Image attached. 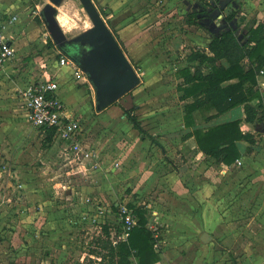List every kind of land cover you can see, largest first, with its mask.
I'll return each mask as SVG.
<instances>
[{
	"label": "crops",
	"instance_id": "1",
	"mask_svg": "<svg viewBox=\"0 0 264 264\" xmlns=\"http://www.w3.org/2000/svg\"><path fill=\"white\" fill-rule=\"evenodd\" d=\"M241 1L228 0L223 8L218 7L220 8L218 9L215 5L216 0H203V3H208L204 5V10L209 13L202 11V14L211 16L214 11L217 18L214 21L207 18L204 23L198 22L203 25L199 27L202 32L199 31L200 34L197 35L190 33L191 38L197 44L196 49L207 52L211 37L224 31L227 26H230V22L233 24L236 21L239 28L237 35L240 38L245 34L247 27L256 22H264V0ZM93 2L104 10L103 19L119 44L122 43L126 47L125 54L130 62L141 65V73L147 72L149 70L147 61L152 59L149 55L151 51L148 48L149 43H155L150 42L154 41L151 39V33L160 28L158 18L161 11L155 7V16H153L155 24L148 27V20L137 17L138 9L129 6L133 0H93ZM201 2L195 0L191 4V8L197 11L195 13L198 15H200L198 8L202 5ZM28 9L30 6L26 4V0H0V19L6 17L7 14L17 15V20L6 31L14 47V54L0 71V85L4 84V79L14 75V71L16 72L14 65H17V60L22 55L25 45L32 41L29 39V36H33L32 34H28L26 38L21 33L28 28L26 26L29 23H21L30 14ZM38 11H40L39 8ZM230 12H234L235 15L227 21L226 16ZM32 13L38 12L33 11ZM184 21L189 25L197 22V20L189 22L188 19ZM204 32H207V37ZM44 35L48 36L46 32ZM183 37H187L186 34L183 33ZM243 40L245 41L246 37ZM56 50L60 52L58 48ZM187 55L182 65L186 64ZM56 66L52 78L58 77L59 79L58 95L65 103L68 115L83 124L84 131L81 140L85 149L78 155L79 162H75L71 159L74 156L73 151L66 149V142L54 134L48 139L47 132L51 128H36L28 122L21 94H9L4 100L0 98V264H82L78 262V258L74 259V263L72 259L73 255L77 257L78 252H81L80 246L78 247L76 243L73 247L67 243V240L70 236L79 235V230L82 229L79 226L82 225L81 221L85 215L88 214L89 218L92 217L95 220L93 203L95 202V148L89 149L88 147L90 138L88 129H86V119L89 116L87 118L83 116L87 101L94 97V90L88 80L75 78L73 68L69 65L59 66L57 62ZM178 68L175 67L174 71ZM32 79L30 81L35 82ZM257 81L263 104L260 109V114H262L260 121L246 122L242 105L235 106L211 119H206V116L214 113V110H195L192 113V124L187 127L182 120L181 125L185 130L177 137L179 139L178 155L187 157V161L168 169L162 164H157L159 159H155V163L147 158L149 162H145V167L142 169L144 174L141 175L145 177L143 181L145 180L144 186L148 188V195L144 192H141V195L148 198V201H143V204L148 208L150 212L148 214H152V218L156 221L159 218L177 220L181 218L183 212L187 211L188 214L193 215H190L193 220L203 217L206 231L196 234V230L191 228L193 231L191 233L193 236L197 235L196 239L198 238L203 243V249L208 252L205 264H217L215 262L217 251L214 248L217 234H213L209 225L211 223L210 226L215 230L217 225H212L214 218L222 223L225 216L218 213L214 206L221 188L227 182L229 184L237 182L234 180L236 178L249 176L251 171L254 172L252 176L255 177L251 176L253 179L260 176L264 178V129L262 132L257 129L259 124H264V71L257 75ZM257 102L256 98L251 103L256 104ZM182 111L184 113L183 107ZM231 120H239L241 131L252 134L255 139L254 143L246 140L237 142L241 156L231 165L216 164L210 157L205 156L199 150L193 135L184 138L186 133L195 128L205 129L208 126ZM146 141L147 139L141 140L144 144L147 143ZM87 151L93 152L92 157L84 155ZM155 152L157 156L158 151ZM144 154L145 151L141 155ZM52 166H54L53 169ZM91 170L94 171L91 172ZM261 172L263 174H260ZM152 173H155L154 179L150 177ZM162 182H166L174 191L175 196H173L172 203H167L165 206V208L171 207L170 211H162L158 199L157 201L152 200V197L157 195V190L151 189L157 183ZM151 193L154 194L152 197ZM154 198L156 200V197ZM180 208L185 210L181 211ZM187 218L190 220V217ZM179 223L183 224L181 221ZM221 223L220 228L222 229L224 225ZM148 226L150 227V222ZM152 229L158 236L155 228ZM183 229L179 231L178 240L183 234H188L187 230ZM218 231L219 228H217ZM173 232L176 233V230ZM204 232L209 235L206 242L201 240ZM225 236L229 235H224L223 239L222 236L220 237L223 244L228 241V237ZM62 239L64 243L61 242L62 244L57 246V241ZM160 248V259L154 264H176L173 259L164 255L161 246ZM165 256L167 258H164Z\"/></svg>",
	"mask_w": 264,
	"mask_h": 264
},
{
	"label": "rangeland",
	"instance_id": "2",
	"mask_svg": "<svg viewBox=\"0 0 264 264\" xmlns=\"http://www.w3.org/2000/svg\"><path fill=\"white\" fill-rule=\"evenodd\" d=\"M48 1L26 0V4L30 6L28 9L30 14L21 23L29 24L26 26L28 28L21 33L26 38L28 34H32V37L29 36L32 41L23 48L17 65H14L16 70L14 75L3 80L6 86L3 83L0 85V98L3 100L9 94H22L31 84L32 78L34 81L46 80L52 78L53 72L56 71L59 53L38 11V8L41 10ZM193 1L195 2V0H133L132 4H129L138 9L137 17L148 20V27L155 24L153 16H155L156 7L158 11H161L158 18L160 28L151 33V39L154 41L150 42L155 43H149L148 47L151 50L149 55L152 57L147 61L149 70L141 73V65L131 62L140 77L139 84L104 110H96L94 97L86 103L87 107L83 116L86 118L89 116L86 119V129L90 138L88 147L95 148V202H93L95 220L92 217L89 218L88 214L85 215L81 221L82 225L79 226L82 228L79 230V235L68 238V244L75 247L77 243L81 250L77 257L72 256L73 263L75 258H78V262L82 264L87 263L90 258H97L92 250H96L99 238L104 237L102 230L104 224L111 228L110 239L111 237L114 240L119 239L120 232L116 228L121 225L119 217L121 206L127 208V203L140 206L144 205L143 201H148L147 197L141 195V192L148 195V188L144 186L145 180L143 181L145 177L141 175L144 174L142 169L145 167V162H155V159H159L158 165L162 164L171 169L187 161V157L178 155L179 139L177 137L185 130L181 125L184 120L182 107L184 108L185 102L180 99L181 92L177 89L179 79L174 68L185 63L184 59L190 49L197 48L190 33L200 34L199 27L203 25L198 22L204 23L207 18L214 21L217 18L214 11L211 16L202 14V11L207 12L204 10V5L208 4L203 3V0L202 2L196 0L202 5L198 8L200 15L195 13L197 11L191 8ZM219 3L220 0H216L217 8ZM33 11L38 13L31 14ZM56 15L68 38L91 25L79 0H62L57 6ZM63 18L70 21L68 26L61 22ZM185 19L197 20V22L189 25L184 21ZM44 32L48 36L45 37ZM183 33L187 37H183ZM204 34L207 37V32ZM120 45L125 52L124 44ZM137 46L139 48V45ZM130 111L136 115L142 132L139 133L127 118V112ZM257 127L258 131L262 132L264 124H259ZM145 139L147 143L144 144L141 140ZM144 151L146 156L141 155ZM253 173L251 171L247 177L234 179L237 182L231 184L227 182L215 199L214 206L218 213L225 215L222 223L217 218H214V221L211 220L214 222L212 225H217L215 227L219 228L218 232L217 228L214 230L210 226L211 223L209 225L213 234H217L214 247L217 251L215 258L217 264H264V178L260 176L253 179L252 177H255L252 176ZM154 174L150 175L152 179L155 178ZM206 177L210 178L208 175ZM151 190H157L156 196L152 193L150 196L154 195L153 201L158 199V203L162 206L161 210L170 211L171 207L165 208V206L167 203H172L175 196L172 188L166 182H162L157 183ZM188 208L192 210L191 207ZM180 210L185 209L180 208ZM188 213V211L183 212L181 218L177 220L159 218L158 221L151 217L152 214H148L150 227L155 228L159 239L158 244L162 247L164 255L173 259L174 263L205 264L208 252L203 249V243L196 239L197 235L193 236L191 228L199 234L206 231V226L203 217L193 220L191 217L193 215ZM187 217H190V220ZM134 218L137 221L136 216ZM68 223L72 224L70 221ZM220 223L224 225L222 229ZM183 228L188 234H183L178 240L179 231L184 230ZM175 230L176 233L173 232ZM224 235H229L225 236L228 237L225 244L222 243ZM61 242L64 243V239L57 241L56 245H60ZM166 256L164 258H167Z\"/></svg>",
	"mask_w": 264,
	"mask_h": 264
},
{
	"label": "trees",
	"instance_id": "3",
	"mask_svg": "<svg viewBox=\"0 0 264 264\" xmlns=\"http://www.w3.org/2000/svg\"><path fill=\"white\" fill-rule=\"evenodd\" d=\"M96 6L104 18V10ZM234 15V12H230L226 20L230 21ZM188 21L192 22L190 19ZM60 52L67 54L63 50ZM261 70L264 71V22H256L247 27L242 38L229 26L211 37L207 52L191 50L186 64L175 70L180 79L177 84V89L181 92L180 99L185 102L184 125L188 127L192 124V113L195 110H214V113L206 116V119H211L238 105L243 107L246 122L260 121L263 104L257 75ZM256 98L258 102L252 104V100ZM127 116L133 127L139 133L142 132L136 115L130 111ZM239 124V120H231L205 129L195 128L186 133L184 138L193 135L199 150L205 156L216 164L231 165L241 156L237 142H255L253 135L243 133ZM53 134L54 129H48V139ZM127 208L136 216L137 221L126 239L113 244L110 226L104 224V237L99 238L96 250H92L97 258H90L85 264H154L159 261L161 248L158 236L148 226V208L130 203H127ZM116 229L121 232V225Z\"/></svg>",
	"mask_w": 264,
	"mask_h": 264
},
{
	"label": "water",
	"instance_id": "4",
	"mask_svg": "<svg viewBox=\"0 0 264 264\" xmlns=\"http://www.w3.org/2000/svg\"><path fill=\"white\" fill-rule=\"evenodd\" d=\"M79 1L91 25L70 38L66 36L56 15L57 6L62 0L46 2L40 10V16L54 45L66 52L87 76L94 90L95 108L101 111L138 85L140 77L93 0ZM226 1L220 0L219 7L223 8ZM231 23L230 27L237 34L239 28L236 21ZM208 238L205 232L201 235L203 242Z\"/></svg>",
	"mask_w": 264,
	"mask_h": 264
},
{
	"label": "built area",
	"instance_id": "5",
	"mask_svg": "<svg viewBox=\"0 0 264 264\" xmlns=\"http://www.w3.org/2000/svg\"><path fill=\"white\" fill-rule=\"evenodd\" d=\"M16 20V14H7L6 17L0 19V71L14 54V47L6 31ZM57 62L59 66L69 65L73 68L75 78L88 80L85 73L67 54L59 52ZM262 72L263 70L260 71ZM59 87L58 77L32 82L21 94L25 116L28 122L36 128H53L54 135L67 143L66 149L73 151L74 156L71 159L79 162L78 155L85 149L81 140L84 127L78 119L68 115L65 103L58 95ZM92 153V151H87L84 155L92 157ZM119 217L122 230L118 240L111 237L113 244L126 239L129 230L136 223L131 210L125 206L120 207Z\"/></svg>",
	"mask_w": 264,
	"mask_h": 264
},
{
	"label": "bare ground",
	"instance_id": "6",
	"mask_svg": "<svg viewBox=\"0 0 264 264\" xmlns=\"http://www.w3.org/2000/svg\"><path fill=\"white\" fill-rule=\"evenodd\" d=\"M64 12V11H63ZM61 15V14H60ZM61 18V17H60ZM62 21L61 22H63L64 24H66L67 26L69 25V23H70V21L68 20V19H66V18H63V19H61Z\"/></svg>",
	"mask_w": 264,
	"mask_h": 264
},
{
	"label": "flooded vegetation",
	"instance_id": "7",
	"mask_svg": "<svg viewBox=\"0 0 264 264\" xmlns=\"http://www.w3.org/2000/svg\"><path fill=\"white\" fill-rule=\"evenodd\" d=\"M70 50H72V48H69Z\"/></svg>",
	"mask_w": 264,
	"mask_h": 264
}]
</instances>
